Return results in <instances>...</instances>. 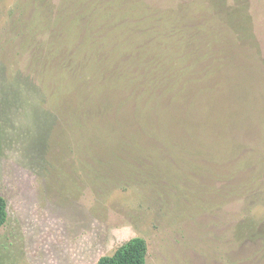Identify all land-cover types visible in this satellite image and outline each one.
<instances>
[{
  "label": "rangeland",
  "instance_id": "obj_1",
  "mask_svg": "<svg viewBox=\"0 0 264 264\" xmlns=\"http://www.w3.org/2000/svg\"><path fill=\"white\" fill-rule=\"evenodd\" d=\"M202 1L0 0V264H264V0Z\"/></svg>",
  "mask_w": 264,
  "mask_h": 264
},
{
  "label": "trees",
  "instance_id": "obj_2",
  "mask_svg": "<svg viewBox=\"0 0 264 264\" xmlns=\"http://www.w3.org/2000/svg\"><path fill=\"white\" fill-rule=\"evenodd\" d=\"M210 5L209 7L212 9V11H214L216 14V16H219V14L221 13L223 15L225 8H227L228 6V0H209ZM249 2H251V0H237V5L230 7L229 11H228V16H224L226 19V23L228 22V24H231V28L235 31H237L239 29V24L235 19L238 17L239 14H247L248 16V10H249ZM205 4V0L202 1V6ZM222 10V12H221ZM215 16V17H216ZM222 16L218 17V19H221ZM242 24V23H241ZM209 29V38H211L212 40L209 41L208 46L209 45H214V43H218V39H217V31H215V27H211V26H207ZM199 33H196L194 35H192L189 38L188 42H199L202 41V38L199 36ZM207 37L203 38V42H205L207 44L206 39ZM211 48V47H209ZM239 49V48H238ZM187 55H192L191 52L187 53ZM233 55V54H231ZM185 57H183L181 59L182 64L186 62L187 56L184 55ZM206 57L210 59L213 58L212 55H204ZM223 57H225V55H221ZM233 57V56H232ZM231 57V58H232ZM227 60L231 59L226 57ZM193 65H191L189 67L188 73L189 72H193L192 71ZM213 69V66H212ZM204 71L206 72L207 70L204 69L197 71L199 74H196V77L191 76L187 82L188 84H191L192 87L194 88H198L199 90L202 89H206V86L204 84V80L206 77L200 75V73H204ZM212 73V72H211ZM192 80H195V82L191 83ZM150 82H153V86L154 87H158L160 81L157 79H151ZM172 85V84H171ZM190 86V85H189ZM8 222V203L6 201V199L2 196H0V231L2 229V227ZM245 227V230L243 233L245 234L248 231V235L250 237L254 236V230H256V226L255 223L253 224V222H248L247 225L242 226ZM263 228V227H262ZM262 242L261 245V250L259 252V256H263L264 255V236H262ZM255 242V240H254ZM147 255H148V244L146 242L145 239L137 237V238H133L132 240H130L129 242L125 243L122 247H120L112 256H105L102 257L99 262L97 264H147ZM259 262V261H258ZM256 261H254V264H261L258 263Z\"/></svg>",
  "mask_w": 264,
  "mask_h": 264
}]
</instances>
